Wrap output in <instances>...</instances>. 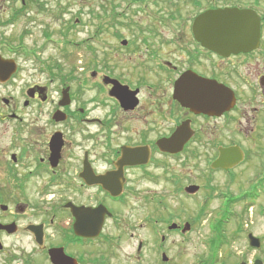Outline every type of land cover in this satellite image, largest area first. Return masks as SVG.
<instances>
[{
    "label": "flooded vegetation",
    "instance_id": "af4514ba",
    "mask_svg": "<svg viewBox=\"0 0 264 264\" xmlns=\"http://www.w3.org/2000/svg\"><path fill=\"white\" fill-rule=\"evenodd\" d=\"M125 2L124 8L136 5L131 11L135 17L144 15L143 21L134 20L127 37L117 34V43L98 46L93 65L82 66L79 77L53 74L46 68L52 78L28 83L19 76L16 54L21 49L0 50V116L14 125L16 138L9 142L8 157L17 169L7 167L14 184L0 188V223L15 225L12 234L0 230V243L26 232L37 248L9 255V262L53 264L48 251L61 249L68 259L64 264H109L111 251L126 231L137 241V254H143L148 243L139 238L138 230L131 231L136 223L135 228L143 231L151 222L161 227L162 241L170 234H184L183 224L172 213L143 215L133 219L135 223L121 214L136 210L133 206L145 212L150 201L160 208L165 199L162 195L150 199L145 187L159 176L166 179L172 194L183 195L190 187H198L195 193L200 190L194 172H201L208 182L215 174L232 180L241 165L251 164L255 179L247 190L255 196L264 193V0ZM208 11L245 12L258 21V38L247 34L231 39L226 54L203 46L193 25ZM117 18L113 17L115 25ZM197 78L231 92L232 97L225 94L228 101L214 110L225 111L220 116L194 113ZM14 82L20 84L17 90L11 89ZM182 98L189 99L191 106H185ZM222 150H236L241 159L228 168L214 167ZM124 154H128L125 161ZM183 165L192 177L186 184ZM33 179L40 180L38 195H49L44 204L25 198V188ZM12 194L20 196L14 204L6 201ZM86 211L91 219L102 216L96 236L82 237L74 230V212ZM29 212L36 216L22 226ZM172 224L176 228L168 230ZM29 226L42 227L43 249ZM241 231L247 238L249 232ZM258 238L264 241V235Z\"/></svg>",
    "mask_w": 264,
    "mask_h": 264
},
{
    "label": "rangeland",
    "instance_id": "374dc122",
    "mask_svg": "<svg viewBox=\"0 0 264 264\" xmlns=\"http://www.w3.org/2000/svg\"><path fill=\"white\" fill-rule=\"evenodd\" d=\"M125 1L25 0L22 7L21 0H0V50L10 53L7 51L10 47L21 49L16 54L21 69L19 76L28 83L52 78L46 68L53 69V74L60 72L79 77L82 66L91 68L93 65L98 46L117 43L116 36L127 37L131 27H134V20L143 21L144 15L139 16L137 13L135 17L134 11H131L136 5L124 8ZM151 8L147 6L146 9ZM113 17H119V24L115 25ZM86 61L88 64L84 65ZM18 85L20 86L19 82H14L11 89L17 90ZM2 112L0 108V115ZM13 129L14 125L4 122L0 116V188L4 189H10L14 184L7 177V167L16 169L8 157L12 148L9 147V142L16 138ZM194 167L203 168V165L195 164ZM253 168L251 164L241 165L235 172L234 179L229 180L223 174H215L209 182L201 172H194V183L200 185V190L190 196L184 192L183 195L172 194L171 186L162 176L155 183L146 184L150 199L158 200L160 195L165 199L162 206L154 207V203L150 201V206L147 205L144 212L132 205L136 210H129V213L121 210L122 216L127 219L130 216L133 221L143 215L167 217L172 213L181 224L189 222L191 228L181 235L170 234L161 242V227L156 228L151 222V227L143 231L135 228L137 223L135 227L132 224L131 231L138 230L136 233L139 238L148 243L147 251L137 254V241L130 238L126 231L123 239L117 241L111 251L108 263L163 264L160 251L163 249L168 257L165 264H219L221 261L225 264H238L241 261L253 264L256 259L264 264V241L259 250L252 249L241 231L244 228L255 237L264 235V193L255 196L247 190L255 179ZM188 174L186 165H183L181 177L184 184L192 180L191 174ZM39 185L40 180L33 179L25 188V198L31 203L42 200L44 204L49 197L38 195ZM208 185L214 187L210 188ZM19 197L18 194H12L6 201L14 204V199L18 201ZM56 198L61 197L55 195ZM35 216L33 212L24 215L21 225ZM219 239L224 244L220 245L219 250H214L211 257L210 244L215 243L217 246ZM2 245L0 264H16L6 260L11 254L37 251L26 232L3 238Z\"/></svg>",
    "mask_w": 264,
    "mask_h": 264
},
{
    "label": "water",
    "instance_id": "95a60500",
    "mask_svg": "<svg viewBox=\"0 0 264 264\" xmlns=\"http://www.w3.org/2000/svg\"><path fill=\"white\" fill-rule=\"evenodd\" d=\"M195 37L205 47L214 50L220 54H226L229 52V46L231 39L242 38L245 35H249L251 39L258 38V21L248 18L245 12H234V11H208L199 15L194 20ZM235 52V51H233ZM1 60V59H0ZM2 61H0L1 63ZM1 67V64H0ZM225 94L231 92L226 89L223 85L217 84L214 81L203 80L197 78V82L194 87V111L195 114H203L207 116H220L225 111H214L225 101ZM184 98V97H183ZM180 99L185 106L190 107L191 103L189 99ZM232 101V99H231ZM220 108V107H219ZM58 116V115H57ZM172 142L176 140L173 137ZM166 148V147H165ZM167 150V149H166ZM128 154L123 155V161L127 159ZM241 159V154L237 153L236 150H222L220 155L214 164V167L228 168ZM123 162H121L122 164ZM121 187H118V193H114L117 196L120 192ZM198 190V187H190L186 191L188 194H193ZM112 191V190H109ZM5 209V208H4ZM91 213V212H90ZM76 217V223L74 230L77 235L82 237H93L98 234L102 225V216L99 218H90L88 211L74 212ZM169 230L175 229L176 225L172 224ZM190 225L186 223L182 229V233L188 231ZM0 230H5L7 233L12 234L15 231V225H2L0 223ZM28 230L33 234L34 240L40 249H43V231L42 227L29 226ZM248 244L254 249L260 248V241L252 234H248ZM2 245L0 243V250ZM48 255L53 264H64L67 257L63 254L61 249H52L48 251ZM168 258L165 254H162V261L166 262ZM255 264H261L257 261Z\"/></svg>",
    "mask_w": 264,
    "mask_h": 264
},
{
    "label": "trees",
    "instance_id": "16d2710c",
    "mask_svg": "<svg viewBox=\"0 0 264 264\" xmlns=\"http://www.w3.org/2000/svg\"><path fill=\"white\" fill-rule=\"evenodd\" d=\"M221 238H223V237L221 236ZM223 244H224V243L222 242L221 239L218 240V245H217V246H216L215 243H211V244H210V253H211V257H213L214 250H219L218 248L220 247V245L222 246ZM219 264H225V263L221 261Z\"/></svg>",
    "mask_w": 264,
    "mask_h": 264
}]
</instances>
